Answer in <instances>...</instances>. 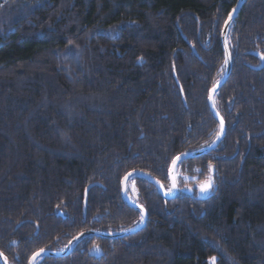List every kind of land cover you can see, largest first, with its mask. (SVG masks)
I'll use <instances>...</instances> for the list:
<instances>
[{"label": "trees", "instance_id": "1", "mask_svg": "<svg viewBox=\"0 0 264 264\" xmlns=\"http://www.w3.org/2000/svg\"><path fill=\"white\" fill-rule=\"evenodd\" d=\"M238 1L0 0V249L9 264L62 250L85 230L138 225L125 175L140 169L169 189L173 160L217 139L209 95L226 72L223 29ZM228 43L233 67L214 100L227 134L177 165L178 195L134 175L128 193L149 212L144 229L86 235L37 264H264V0L244 1ZM206 178L207 198L185 191Z\"/></svg>", "mask_w": 264, "mask_h": 264}, {"label": "water", "instance_id": "2", "mask_svg": "<svg viewBox=\"0 0 264 264\" xmlns=\"http://www.w3.org/2000/svg\"><path fill=\"white\" fill-rule=\"evenodd\" d=\"M244 1L245 0H239L238 1L237 5L235 6L233 11L231 12V14H230L229 18L227 19L226 24L224 26L222 38H223V45H224V50H225V54H226V58H227V68H226V72H225L224 76L222 77V79L216 85H214L212 87V89L210 91V96H209V103H210V106L212 108V111H213L214 115L219 120L220 124H221V121H223V131H221V133L217 137V139L213 143L208 145V146L199 148L197 150L181 153L174 159L176 161V164L173 165V162H172V165H171V168H170L171 187H170V190H168V191L164 187H161V185H162L161 181L159 179H157L156 177H154L149 172H145V171L140 170V169H134V170H131L130 172H128L125 175V177L123 178V181H122V194H123L124 199L131 206H133L134 208H136V209L141 211L142 216H143V220L138 225H136V226H134L132 228L123 230L121 232H114V233H108V232H103V231H98V230L85 231V232L75 236L70 241V243L67 245L66 249L63 250V251H54V250H51V249H41L43 251L38 250L37 252H35L33 254V256L31 258V264H34L35 261L41 256H65V255H68L72 251V249L75 246V244L79 240H81L84 236H86V235L94 234V235H99V236H104V237L115 238L116 239V238H123V237L129 236L131 234L137 233L138 231H141L142 229L145 228V226L148 223L149 213L143 206H141L140 204L135 202L129 196V194H128V181H129V179L132 176L137 175V174L138 175H145V176L151 178V180H153L156 183L159 192L165 198H169V199L174 198L179 193V185H178L177 180H176V168H177V165L181 161H183L185 159L198 157L200 155H203V154H206L208 152H211L212 150H214L215 148H217L221 144V142L223 141V139L225 138V136L227 134V124H226V121L223 118V116L219 113V111L215 107L214 99H215V96H216L217 92L228 81V79L230 77V74H231V71H232L233 57H232V53H231V50H230V47H229V43H228V34H229V30H230V28H231V26H232V24H233V22H234V20H235V18L237 16V14L239 13L240 9L242 8V6L244 4ZM263 66H264V57H263L262 63L258 66V68H262ZM173 178L175 179V187L174 188L172 187ZM211 180H212V186H213V179H211ZM92 186H93V184H91L86 190L85 208H87L88 193H89V190H90V188ZM211 190H212V187L210 189H208L206 192L202 193L201 189L199 187L198 192H197V197L199 199H205V198H207L208 196L211 195V193H212ZM185 191H187L190 194L194 193V189L193 188H187V189H185ZM0 258H1L2 264H7L5 256H4V254L1 251H0Z\"/></svg>", "mask_w": 264, "mask_h": 264}, {"label": "flooded vegetation", "instance_id": "3", "mask_svg": "<svg viewBox=\"0 0 264 264\" xmlns=\"http://www.w3.org/2000/svg\"><path fill=\"white\" fill-rule=\"evenodd\" d=\"M219 92V91H218ZM210 96V95H209ZM215 100V99H214ZM210 104V103H209ZM214 104H215V102H214ZM216 107V106H215ZM220 113V112H219ZM216 117V116H215ZM217 119V118H216ZM218 120V119H217ZM219 121V120H218ZM221 133V132H220ZM222 143V142H221ZM208 146V145H207ZM219 147V146H218ZM216 149V148H215ZM193 151V150H192ZM213 151V150H212ZM188 152V151H187ZM169 177H170V175H169ZM189 178H190V180H192V179H195L196 177H194V176H189ZM209 178H206L205 180H202V181H197V183L196 184H194V185H192V187H190V188H193L194 189V192H198V189H199V184L200 183H203L204 181H206V180H208ZM211 179H213V178H211ZM177 180V179H176ZM197 180V179H196ZM163 185V184H162ZM164 187V186H163ZM170 187H171V182H170ZM165 188V187H164ZM166 189V188H165ZM167 191L168 190H170V188L169 189H166ZM214 190V180H213V186H212V190L211 191H213ZM129 194V193H128ZM130 196V195H129ZM131 197V196H130ZM133 199V198H132ZM169 199V198H168ZM134 200V199H133ZM126 201V200H125ZM135 201V200H134ZM136 202V201H135ZM138 210V209H137ZM140 211V210H139ZM140 213H141V211H140ZM149 213V212H148ZM142 214V213H141ZM142 221V220H141ZM90 230H94V229H90ZM85 231H88V230H85ZM85 231H83V232H85ZM98 231H102V230H98ZM121 231H123V230H121ZM121 231H115V232H121ZM83 232H81V233H83ZM103 232H106V231H103ZM81 233H79V234H81ZM108 233H114V232H108ZM33 235L34 234H29V241L32 239V237H33ZM92 235H94V234H92ZM77 236V235H76ZM96 236H99V235H96ZM101 237H104V236H101ZM106 238H108V237H106ZM115 239V238H114ZM18 243H19V240L18 239H14L13 241H11V244L12 245H14V246H16V245H18ZM70 243V242H69ZM67 247V246H66ZM31 248H29V250H30ZM42 249H46V248H42ZM66 248H64V249H62V250H54V251H63V250H65ZM38 250H41V249H38ZM38 250H36L35 252H37ZM0 251L4 254V256H5V259H6V262H7V264H9V262L7 261V257H6V255H5V253L3 252V250H1L0 249ZM35 252H33V253H31V255L29 256V262H28V264H31V258H32V256H33V254L35 253ZM42 257V256H41ZM58 257V256H57ZM40 258V257H39ZM39 258L35 261V263L34 264H37L38 263V260H39ZM0 263L2 264V262H1V258H0Z\"/></svg>", "mask_w": 264, "mask_h": 264}, {"label": "snow or ice", "instance_id": "4", "mask_svg": "<svg viewBox=\"0 0 264 264\" xmlns=\"http://www.w3.org/2000/svg\"><path fill=\"white\" fill-rule=\"evenodd\" d=\"M221 131H223V121H221ZM176 164V161L174 160L173 161V165ZM127 179V178H126ZM161 187H163V185H161ZM172 187L174 188L175 187V179L173 178V184H172ZM199 187L201 189V192L204 193L206 192L208 189H210L212 187V180L211 178H209L208 180L204 181L203 183H200L199 184ZM127 190V189H126ZM133 191H136L135 187L133 186ZM141 220H143V216H141ZM98 247V246H97ZM43 251V250H41Z\"/></svg>", "mask_w": 264, "mask_h": 264}, {"label": "bare ground", "instance_id": "5", "mask_svg": "<svg viewBox=\"0 0 264 264\" xmlns=\"http://www.w3.org/2000/svg\"><path fill=\"white\" fill-rule=\"evenodd\" d=\"M172 164V163H171ZM152 181V180H151Z\"/></svg>", "mask_w": 264, "mask_h": 264}]
</instances>
